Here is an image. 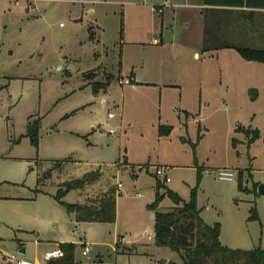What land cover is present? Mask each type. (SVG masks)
<instances>
[{
  "label": "rangeland",
  "instance_id": "rangeland-1",
  "mask_svg": "<svg viewBox=\"0 0 264 264\" xmlns=\"http://www.w3.org/2000/svg\"><path fill=\"white\" fill-rule=\"evenodd\" d=\"M154 1L166 3L0 0L1 263H45L58 243H73L77 264H180L155 243L158 181L185 201L196 188L201 217L220 226L223 245L264 251V85L231 87L222 58H195L185 10L166 12L164 48L153 46ZM220 169L235 179L220 180ZM89 173L98 179L85 197L116 190L115 223H77L56 201L63 183ZM63 201L82 202L81 191ZM173 207L165 197L160 211Z\"/></svg>",
  "mask_w": 264,
  "mask_h": 264
},
{
  "label": "trees",
  "instance_id": "trees-1",
  "mask_svg": "<svg viewBox=\"0 0 264 264\" xmlns=\"http://www.w3.org/2000/svg\"><path fill=\"white\" fill-rule=\"evenodd\" d=\"M209 3H219L217 0H208ZM230 4H234L231 2ZM235 4H244V0ZM250 8L258 5L257 0H247ZM241 55L248 61H264V50L239 49ZM89 76V74L86 75ZM88 79V78H87ZM108 84L95 86V94L106 89ZM240 130V129H238ZM166 133V132H165ZM30 136L35 147H38V128L32 129ZM259 138L257 133L249 139L252 144ZM198 143L193 144L196 148ZM50 177V175H48ZM48 178V177H46ZM98 179L94 173L85 175L82 179L63 183L55 199L62 204L67 213L74 216L77 223H115L117 197L116 190H110L95 199L86 198L74 205L64 203V198L71 191H84ZM43 182L40 179L39 184ZM161 190L164 192L161 193ZM197 189H193L189 201L183 200L176 192L157 182V198L149 205L155 213V243L157 247L169 248L177 253L182 264H264V251L261 250H234L224 246L220 240V226L208 225L201 217L198 208ZM82 196V195H81ZM168 197L174 207L167 212L160 211V205ZM73 243H61L59 251L63 254L57 260H50L48 264H77Z\"/></svg>",
  "mask_w": 264,
  "mask_h": 264
},
{
  "label": "crops",
  "instance_id": "crops-1",
  "mask_svg": "<svg viewBox=\"0 0 264 264\" xmlns=\"http://www.w3.org/2000/svg\"><path fill=\"white\" fill-rule=\"evenodd\" d=\"M174 1L171 0L169 4L163 1H154L149 4L150 7L159 6L163 10L159 14L161 20L153 27L155 35L158 33L161 38L154 37L151 44L164 48L163 31L166 12L185 10L184 13L187 15V21L184 22L186 49L193 52L195 58L200 59L202 56L208 60L222 58L225 65L220 78L226 85L247 87L253 90L261 89L264 85V61H248L241 55L239 49L264 50V0H257L258 5L255 8H250L246 4L247 0H244V4H235L242 0H217L220 2L211 4L208 0ZM231 2L234 4H230ZM151 11L154 12L152 8ZM154 41H159V44H155ZM132 77L135 83H140L135 74L132 73ZM131 82L133 83V81ZM236 131L245 134L248 138L253 132L251 128L243 125H240ZM257 133L259 132L256 130L254 136ZM229 170L234 171L233 169ZM85 190L81 191L83 200L88 198L84 196ZM59 244L61 243L57 245ZM22 246L19 244V248L16 249L17 252L20 251V254L23 251V249L20 250ZM55 251H59V249ZM3 262L0 264H16L12 257L7 260L5 258ZM45 263L48 264L46 260Z\"/></svg>",
  "mask_w": 264,
  "mask_h": 264
},
{
  "label": "built area",
  "instance_id": "built-area-1",
  "mask_svg": "<svg viewBox=\"0 0 264 264\" xmlns=\"http://www.w3.org/2000/svg\"><path fill=\"white\" fill-rule=\"evenodd\" d=\"M165 2H166V4H168L171 2V0H165ZM152 9L154 12H157L158 14H161L163 12L162 7H159V6L158 7L153 6ZM154 43L159 44V41H154ZM130 82L131 81L127 80V81H125V84H130ZM112 117H113V114H109V118H112ZM110 133H113V131H111ZM156 175H157V177H162L166 183L170 182V178L168 177V174H167V169H165V168L157 169ZM218 175H219L220 180L226 181V182H231L235 179V172L232 170H229V169L219 170ZM121 187H122V185L118 184V188H121ZM89 248L90 247L85 248V250L82 252L83 256L88 255ZM62 256H63V254L60 251L52 252L46 256V262L53 260V259L60 258ZM12 259L16 261V264H46V263H34V262L27 261L25 259H18L16 256H12Z\"/></svg>",
  "mask_w": 264,
  "mask_h": 264
},
{
  "label": "water",
  "instance_id": "water-1",
  "mask_svg": "<svg viewBox=\"0 0 264 264\" xmlns=\"http://www.w3.org/2000/svg\"><path fill=\"white\" fill-rule=\"evenodd\" d=\"M258 193L259 195H262L264 196V184H261L259 187H258ZM22 255H26V249H23V251L21 252Z\"/></svg>",
  "mask_w": 264,
  "mask_h": 264
}]
</instances>
